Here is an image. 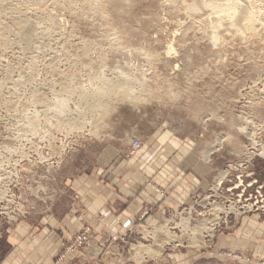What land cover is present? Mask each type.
Masks as SVG:
<instances>
[{"label": "rangeland", "instance_id": "1", "mask_svg": "<svg viewBox=\"0 0 264 264\" xmlns=\"http://www.w3.org/2000/svg\"><path fill=\"white\" fill-rule=\"evenodd\" d=\"M183 1L198 11H176ZM204 1L163 12L131 0L119 16L98 0H0V264H63L98 238L115 249L87 264H264L259 241L223 243L264 227V0L244 1L250 26L235 20L233 32V9ZM219 17L213 42L205 33ZM170 42L174 63L160 71L154 58ZM129 172L143 178L146 213L128 231L57 227L104 188L128 193Z\"/></svg>", "mask_w": 264, "mask_h": 264}, {"label": "crops", "instance_id": "2", "mask_svg": "<svg viewBox=\"0 0 264 264\" xmlns=\"http://www.w3.org/2000/svg\"><path fill=\"white\" fill-rule=\"evenodd\" d=\"M137 159L141 157L139 152ZM130 172L127 177L122 179L121 184L127 186L128 193L117 195L112 187L111 191L104 188V192L98 193L97 198L89 205L84 206L83 214L78 213V208L82 207L78 204L77 208L65 213L60 221V215L54 217V222L58 228L61 227L73 232L84 226H89L96 233H115L118 231H128L137 220L145 216L144 201L146 200L145 192L142 190L143 178L139 176L130 177ZM125 188V187H124ZM126 189V188H125ZM121 203H123L121 205ZM83 208V207H82ZM81 208V209H82ZM247 226L248 230H240L241 234H248L254 230L253 226ZM253 228V229H252ZM56 228L54 229V231ZM252 235V237H250ZM247 244L243 242L244 237L235 239L229 236L224 238L223 243L230 241L231 247L250 246L253 247L255 240L260 242L261 249L264 251V227L258 226L256 233L250 234ZM97 242L90 243L82 252L74 253L62 260L63 264H87L98 260L103 256V252L115 249L113 245H103L98 241L103 240L98 238ZM228 240V241H226ZM102 242V241H101ZM50 244V243H49ZM49 249H50V245ZM113 262V258L106 257V261Z\"/></svg>", "mask_w": 264, "mask_h": 264}, {"label": "bare ground", "instance_id": "3", "mask_svg": "<svg viewBox=\"0 0 264 264\" xmlns=\"http://www.w3.org/2000/svg\"><path fill=\"white\" fill-rule=\"evenodd\" d=\"M155 1V3L156 4H158L157 6H158V8H159V11H160V9H162V11L164 12V11H168L167 9V6L168 5H170V4H174L175 2H177L178 0H154ZM182 1V0H181ZM230 1H232L233 3L232 4H234L233 6L232 5H230ZM245 0H206V1H204V2H202V4H203V7H205V9H211V11L213 12V13H221V12H224L225 10L229 13L232 9H233V11H235L236 12V10H238L237 12H236V14L232 11V12H230L229 14H231V16L230 15H226V16H230V17H233L234 19H232L233 21H229V20H231V18L228 20L229 21V23H225L226 24V30H229L230 29V31H232L233 29H231V28H234L233 27V23H235L236 24V22H238V21H240L241 22V20H244V21H248L247 23L249 24V22L252 20L251 18L253 17V12L250 10L251 9V7H249V4H247V3H245L244 2ZM94 2H95V0H94ZM94 2H92V3H94ZM169 4H168V3ZM194 2V1H193ZM229 2V3H228ZM263 2V1H262ZM130 3H131V0H98V2H97V4H99V9H100V7L102 6L103 8H104V10H108V8H112V9H114V10H116V12L119 14V16H124V15H126L128 12H127V10L126 9H123V6L124 7H126L127 5H130ZM97 4L95 5V4H93L94 6H96L97 7ZM253 4V3H252ZM93 5H92V8H93ZM247 5H248V7L250 8H248L247 7ZM189 6V12H187L188 14L189 13H191V11L194 13L195 11H198L197 9H195V8H193V7H195V5L193 6L192 5V3H191V6H193V7H191L190 6V4H188L187 6H186V3L183 1L182 3H181V6H179L178 7V9H176V11H179V10H185V8H187ZM89 7V6H88ZM258 7V6H257ZM235 8H237L236 10H234ZM253 8V7H252ZM89 9V8H88ZM98 9V8H97ZM102 9V8H101ZM172 9V8H171ZM170 9V10H171ZM96 10V9H95ZM111 10V9H110ZM186 10H188V8L186 9ZM228 10H230V11H228ZM175 11V9L173 10V12ZM175 11V12H176ZM204 11V10H203ZM225 11V12H226ZM257 11V10H256ZM256 11H254V12H256ZM170 12V11H169ZM186 12V11H185ZM201 12V11H200ZM226 12V13H227ZM180 13V12H179ZM196 13V12H195ZM181 14V13H180ZM200 14V13H199ZM223 14V13H222ZM222 14H220V15H222ZM225 14V13H224ZM219 14H218V16H220ZM222 16H224L225 18H226V16L225 15H222ZM235 16V17H234ZM186 18V17H185ZM180 19H183V17L181 16L180 17ZM200 19V18H199ZM220 19H222V17H219V18H216V19H214V21H212V27L210 28V30H208L207 32L208 33H205V34H207V36H206V38L207 37H209L213 42H215V41H217L218 42V39H219V36H221V33H222V30H223V28H221L222 26H221V24L222 23H220L221 22V20ZM228 19V18H227ZM235 20H236V22H235ZM255 20V19H254ZM191 22V21H190ZM196 22V21H195ZM253 22V21H252ZM182 23V22H181ZM192 23V22H191ZM211 23V22H210ZM246 23V24H247ZM224 24V23H223ZM238 24V23H237ZM236 24V25H237ZM245 24V25H246ZM201 25V24H200ZM244 25V26H245ZM116 26V25H115ZM123 26V25H122ZM211 26V25H210ZM249 26H250V24H249ZM113 25H112V23H111V25L109 24L108 26H107V30L108 29H113ZM114 28H116V27H114ZM123 33L125 34V35H127V37L130 35V34H132L131 33V31H130V29L128 28V27H126V25L125 26H123ZM222 29V30H221ZM236 29H238V28H236ZM235 29V30H236ZM250 29V28H249ZM139 30V29H138ZM225 30V33L227 32ZM251 30V29H250ZM158 31V30H157ZM156 31V32H157ZM181 31V30H180ZM224 31V30H223ZM238 31V30H237ZM240 31V30H239ZM233 32V31H232ZM135 33H139V32H135ZM141 33V32H140ZM123 34V35H124ZM129 34V35H128ZM134 34V33H133ZM175 34V33H174ZM227 34V33H226ZM244 34V33H243ZM259 34V33H258ZM124 35V36H125ZM240 35H242V34H240ZM136 36H137V34H136ZM222 36H223V34H222ZM239 37V36H238ZM124 38V37H123ZM130 39V38H129ZM135 40V39H134ZM182 41V40H181ZM190 41V40H189ZM128 42V41H127ZM170 43H172V42H170ZM212 43V42H211ZM129 44V43H128ZM213 44V43H212ZM209 45V44H208ZM214 45V44H213ZM139 47V46H138ZM174 46H173V43L171 44V45H168L167 46V49H166V54H165V56L163 55V57L162 58H159L157 55L155 56V60H156V62H158V64H157V69H159L160 71H161V69L162 70H167V69H170V67L172 68V64L174 63L173 61V54H174ZM136 51L137 52H139L140 51V49L139 48H136ZM204 51V50H203ZM136 52V53H137ZM176 54V53H175ZM188 62H189V60H187ZM191 63V62H190ZM187 66H189L188 64H187ZM173 67H174V65H173ZM178 66L177 65H175V68H177ZM172 70H174V69H172ZM156 71V70H155ZM162 73V72H161ZM160 74V73H159ZM156 75V74H155ZM154 75V76H155ZM158 75V74H157ZM156 77V76H155ZM160 77V76H159ZM158 77V78H159ZM183 77V76H182ZM162 78V77H161ZM184 78V77H183ZM186 78V77H185ZM157 79V78H156ZM166 79V78H165ZM184 81V80H183ZM108 82V81H107ZM153 82V81H152ZM170 82V81H169ZM163 83V82H162ZM144 84V83H143ZM121 85V84H120ZM159 85V84H158ZM104 87H105V89L108 91H113V92H115L118 96H120L121 98H123L124 100H126V101H129V102H131V101H133L134 100V98L132 97V95H131V90H129L130 88L128 87V86H126V85H121V86H118V85H116V84H109V83H106L105 82V84L103 85ZM162 86H163V84H162ZM131 87V86H130ZM153 87V86H152ZM161 87V86H160ZM176 87V86H175ZM148 88H150V87H148ZM165 88V87H164ZM105 89H103V87H102V89L100 88V90H97V91H99V93H98V99L99 100H103V99H101V98H103V95H105ZM145 89V88H144ZM147 91H149L150 93H151V95H153V93H154V91L153 90H148V89H146ZM168 90H169V88H168ZM133 91V90H132ZM157 91V90H156ZM172 91V90H171ZM175 91V90H174ZM104 93V94H103ZM172 93V92H171ZM174 93V92H173ZM111 94V93H110ZM176 94V93H175ZM114 95V94H113ZM117 95H116V97H117ZM97 96V95H96ZM107 96V95H106ZM178 96V95H177ZM110 97V96H109ZM152 97H154V96H152ZM136 98V97H135ZM98 99H95L96 101L98 100ZM95 100H94V102H95ZM98 102V101H97ZM100 102V101H99ZM94 104V103H93ZM100 104V103H99ZM97 105V104H96ZM100 107H101V105H99ZM99 106H97V107H99ZM103 106H104V104H103ZM97 107H95V108H97ZM105 107V106H104ZM108 107V106H107ZM101 109V108H100ZM108 109H109V107H108ZM102 111H104L103 110V107H102V109H101ZM107 113V112H106ZM225 139V138H224ZM222 143H223V140L222 139H220L219 141H218V143H217V146L218 147H221L222 146ZM211 152H213V150H210L209 152H208V154H211ZM208 157V156H207ZM228 173L225 171V172H223V174H222V178H221V180H220V183L219 184H221V182H222V180L225 178V176L227 175ZM237 188V187H236ZM254 207V206H253ZM252 207L250 206L248 209H251Z\"/></svg>", "mask_w": 264, "mask_h": 264}, {"label": "built area", "instance_id": "4", "mask_svg": "<svg viewBox=\"0 0 264 264\" xmlns=\"http://www.w3.org/2000/svg\"><path fill=\"white\" fill-rule=\"evenodd\" d=\"M132 147H133L134 150L137 151V150H139L141 148V143L137 140V141L133 142ZM85 240H86L85 238H79V240L77 242V248L81 247L82 245H84Z\"/></svg>", "mask_w": 264, "mask_h": 264}]
</instances>
